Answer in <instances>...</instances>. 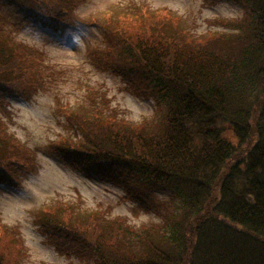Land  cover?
I'll return each instance as SVG.
<instances>
[{
	"label": "trees",
	"instance_id": "trees-1",
	"mask_svg": "<svg viewBox=\"0 0 264 264\" xmlns=\"http://www.w3.org/2000/svg\"><path fill=\"white\" fill-rule=\"evenodd\" d=\"M75 0H0V108L27 96L49 75L45 53L6 37V16L58 32ZM221 0H204L213 6ZM240 18L216 19L197 34L170 12L134 7L104 19L108 45L92 62L161 114L139 124L97 105L61 111L77 126L50 154L88 179L121 187L135 217L162 224L135 227L112 208L58 201L38 219L46 242L82 264H264V0H234ZM118 11V10H117ZM11 34V33H10ZM71 109V110H69ZM35 152L0 123V187L16 188ZM161 194H165L166 198ZM164 198V199H163ZM0 221V264H18L25 244Z\"/></svg>",
	"mask_w": 264,
	"mask_h": 264
},
{
	"label": "rangeland",
	"instance_id": "rangeland-1",
	"mask_svg": "<svg viewBox=\"0 0 264 264\" xmlns=\"http://www.w3.org/2000/svg\"><path fill=\"white\" fill-rule=\"evenodd\" d=\"M134 7L145 15L170 12V18H181L182 28L197 34L216 29L211 21L240 18L247 10L234 0H221L213 6L206 5L204 0H75L65 15L68 22L58 32L31 23L16 32L12 26L16 18L11 13L6 16V37L18 45L44 52L45 64L51 68L37 92L8 96L4 107L10 116L0 108V123L35 152L34 165L20 176L17 187H0V221L10 231L20 230L26 248L18 264H82L74 255L59 254L40 231L39 215L58 201L77 203L80 196L84 209L110 207L112 217L126 216L135 227L163 222L153 212L135 217L133 203L121 199V187L88 179L50 154L54 141L76 132V124L61 111L65 105L90 112L93 105L110 108L107 112L116 111L120 119L130 124L160 118L152 100L127 91L118 76L100 70L90 57L97 47L108 45L104 18L112 12L136 15ZM161 196L166 198L165 194Z\"/></svg>",
	"mask_w": 264,
	"mask_h": 264
}]
</instances>
